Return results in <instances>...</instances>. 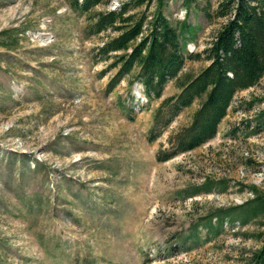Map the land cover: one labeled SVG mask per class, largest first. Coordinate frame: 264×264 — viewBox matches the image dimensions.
I'll return each mask as SVG.
<instances>
[{
	"label": "rangeland",
	"instance_id": "1",
	"mask_svg": "<svg viewBox=\"0 0 264 264\" xmlns=\"http://www.w3.org/2000/svg\"><path fill=\"white\" fill-rule=\"evenodd\" d=\"M219 1L144 0L135 11L150 21L163 4L181 31L187 24L186 49L195 53L226 21L206 15ZM121 4L83 13L67 0H0V264H254L264 215L231 223L253 197L248 188L264 191V131L228 132L264 108V77L237 94L214 139L158 161L201 101L159 125L150 142L157 108L209 62L187 60L160 99L143 96L138 67L109 91L115 70L100 75L107 63L94 48L116 33L88 27L95 13ZM206 179H228V190L185 194ZM225 209L229 223L216 232L215 215L206 226Z\"/></svg>",
	"mask_w": 264,
	"mask_h": 264
},
{
	"label": "trees",
	"instance_id": "2",
	"mask_svg": "<svg viewBox=\"0 0 264 264\" xmlns=\"http://www.w3.org/2000/svg\"><path fill=\"white\" fill-rule=\"evenodd\" d=\"M72 9L87 13L109 0H67ZM144 4V0L125 1L118 10H100L89 25V33L98 35L113 32L94 48L97 62L107 65L100 75L115 70L108 90H113L138 67L135 80L140 82L146 97L160 99L164 95L169 81L177 79L185 68L187 60L208 63L199 73L181 85L177 95L164 98L155 112V126L150 130L149 141L154 142L161 136L158 126L167 127L186 108L201 101L193 114L191 122L171 134L169 146H162L157 153L160 162L193 151L219 133L222 121L229 114L237 94L257 86L264 77V0H220L213 13L206 11L209 18L225 19V23L216 33L210 45L200 52L189 53L184 31L188 27L183 23L182 31L164 14L163 4L156 9L151 20L144 11H135ZM133 81H130L132 83ZM264 101V99H263ZM256 100L247 102L251 109ZM264 131V108L254 118L243 119L228 132L232 138L251 137ZM228 179H206L193 187L186 195L226 192ZM242 190L248 188L241 185ZM253 197L245 201L238 209L240 221L231 224L240 226L264 215V191L250 187ZM191 196V195H190ZM217 217L219 227L229 223V209L210 216L206 226L212 228V217ZM254 264H264V245L254 255Z\"/></svg>",
	"mask_w": 264,
	"mask_h": 264
}]
</instances>
